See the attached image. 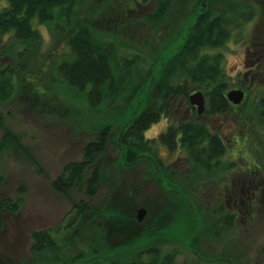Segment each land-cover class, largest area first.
Returning <instances> with one entry per match:
<instances>
[{
  "label": "trees",
  "instance_id": "obj_1",
  "mask_svg": "<svg viewBox=\"0 0 264 264\" xmlns=\"http://www.w3.org/2000/svg\"><path fill=\"white\" fill-rule=\"evenodd\" d=\"M8 1V5L0 10V107L16 97L19 84L32 94L35 102L45 100L62 105L51 94L49 83L44 82L50 48L44 46L43 32L34 25V20L51 25L58 36L65 37L68 43L65 52L51 55L53 82L67 83L91 109L107 106L117 113L128 110L129 125L123 128L118 141V147L123 149V162L136 164L141 158L152 161L163 184L172 192L184 196V202L190 209L183 212V218L175 224L167 222L168 209H161L162 217H150V234L145 232L144 235L149 234V241L165 237L164 234L174 235L182 238L187 250L203 255L202 237H221V232H214V235L213 231L204 230L203 222L209 213L204 212L203 216L198 201L182 188V184L189 186L191 179L180 184V176L183 175L174 167L167 166L160 157L159 147L166 145L172 152L181 147L187 164L192 168V179L212 173L224 164L222 158L229 151L228 141L203 118L197 115L183 118L182 105L185 100H190L192 92L203 91L208 100L205 115H230L235 109L228 98L225 56L213 51L226 45L236 33L241 37L247 23L262 18L264 0H209L208 6L189 20V27L183 35L178 27L173 26L174 22L180 25L183 21L180 17L182 12H178V8L174 10L181 0L104 1L117 5L119 25L134 24L143 28L145 36L141 37L142 45L124 43L114 32L99 30L87 22L75 24L73 30L68 31L72 16L80 8V0ZM137 2L153 3L155 9L149 14H138ZM58 42L62 40L58 39ZM253 48L254 56L259 60H253L255 63L248 67L253 74L261 73L264 71V44L251 47V52ZM255 82L256 79L252 84L250 81L244 84L248 90L244 106L248 105ZM259 102L264 115V93ZM164 118L169 120L167 130L156 139L148 138L147 131ZM112 127V123L106 124L98 139L86 145L82 160H73L64 166L52 183L57 192L71 198L72 192L78 190L94 199L102 186L107 183L116 185L104 160L113 137ZM18 138L11 129H7L4 146L18 143ZM5 181V175L0 173V186ZM19 191L22 196L7 197L0 202V225L3 224V215L15 214L22 209L27 186L22 185ZM96 208L85 200L74 203L75 224L68 225L70 232L64 235V243L54 235L52 228L35 229L31 250L36 264H104L91 259L90 251L83 248L84 234L93 225L92 214L89 216L88 211L95 215L98 213ZM126 208L125 203H115L112 214L116 220L124 216ZM196 211L200 213V218ZM220 211H225V208L214 210L210 216ZM118 222L124 228L120 219ZM232 228L231 224H227V230ZM127 231L132 232L130 229ZM127 231L120 234L113 248L124 249L121 243L127 244V237L134 236V232L130 235ZM146 240L144 236H138L128 242H131L132 250L140 246L141 255L151 254V264H170V259L162 256L161 244L144 248ZM211 257L208 256L209 259Z\"/></svg>",
  "mask_w": 264,
  "mask_h": 264
},
{
  "label": "rangeland",
  "instance_id": "obj_2",
  "mask_svg": "<svg viewBox=\"0 0 264 264\" xmlns=\"http://www.w3.org/2000/svg\"><path fill=\"white\" fill-rule=\"evenodd\" d=\"M104 1L108 0H80V8L72 16L68 31H72L75 24L87 22L99 30L114 32L124 43L142 45L141 37L145 36L143 28L134 24L119 25L117 5L114 2L106 4ZM203 2L204 0H181L179 7L174 8L175 11L178 8L177 11L182 12L180 17L183 21L180 25L173 23L181 35L188 29L189 20L201 11ZM8 3V0H1L0 10ZM154 9L153 3L137 5L138 14H149ZM34 25L43 32L44 46L50 48L44 82L49 83L51 94L62 105H54L45 100L35 102L32 94L19 84L16 97L0 107V173L6 177L5 183L0 186V202L7 197L22 196L19 190L22 185L27 186L22 209L18 213L2 216L0 264H36L31 250L32 232L35 229L52 228L54 235L64 243V235L70 232L68 225L75 224L74 203L82 200L91 202L98 212L94 215L92 211H88L89 216L92 214L93 225L84 234L83 246L90 251L89 255L94 261L104 264H151V254L141 255L142 248L137 246L132 250L131 242H128L144 236L147 239L144 248L161 244L162 256L168 257L170 264L173 261L174 264H264V115L259 106L260 97L264 93V71L253 74L248 67L259 60L255 58L254 48L252 52L250 48L264 44V16L247 23L241 37L236 33L226 45L213 51L214 54L222 53L225 56L224 70L229 84L228 91L239 88L246 81L252 84L256 79L248 105L240 104L242 110H233L230 115L203 117L214 131L226 134L229 151L222 158L224 164L212 173L192 179V168L185 160L184 151L172 152L168 146L159 144L160 157L167 166L174 167L183 175L180 176V184L183 180L191 179L190 185L182 184V188L198 201L203 216L205 212L211 217L210 213L220 208H225V211L234 210L237 201L240 202L239 208L244 211L245 216L232 229L220 231L219 236L222 238L213 235L210 238L206 235L202 237L204 257H221L208 261L187 250L182 238L174 235L164 234L165 237L149 241L150 217L161 218L160 210L167 208V222L178 223L183 218V212L190 210L184 202V196L172 192L163 184L155 164L149 159L141 158L136 164L130 165L123 162V149L118 147V141L123 128L126 129L129 125V111L117 113L107 106L91 109L67 83L53 82L50 58L54 52L56 55L68 49L67 40L65 37L60 38L51 25L40 24L37 19L34 20ZM58 39L62 42L59 43ZM196 92L198 91L192 92L190 97ZM189 104H192L191 99L183 103V117ZM108 123L113 124V137L104 160L116 185L107 183L102 186L94 199L78 190L72 192L71 198L57 192L52 183L64 166L70 161L82 160L86 145L98 139L101 129ZM168 125L169 120L164 118L148 130L146 136L156 139L167 130ZM7 129H11L19 137L18 143L4 146ZM237 138L241 139L239 144L236 142ZM241 182H245V189ZM233 190L236 193L231 198L229 195ZM242 198L247 201L242 203ZM252 201L256 202L255 205ZM119 202L128 206L124 216L117 217L124 223V228L120 227L112 214V207ZM143 207L149 210L148 218L140 223L137 218L139 209ZM216 219L213 215L210 220L214 222ZM175 220L178 221L174 222ZM127 229L134 232L133 237ZM126 231L131 237L126 238L127 244L121 243L124 249L113 248L118 243L120 234ZM212 231L213 234L216 232L214 229ZM145 232L149 234L144 235ZM225 257L232 258L233 263L226 261Z\"/></svg>",
  "mask_w": 264,
  "mask_h": 264
},
{
  "label": "flooded vegetation",
  "instance_id": "obj_3",
  "mask_svg": "<svg viewBox=\"0 0 264 264\" xmlns=\"http://www.w3.org/2000/svg\"><path fill=\"white\" fill-rule=\"evenodd\" d=\"M239 88H242V89H244L245 91H246V96H248V90L245 88V86L244 85H240V86H238ZM247 98V97H246ZM246 101H247V99H246ZM208 103V102H207ZM233 103V102H232ZM183 106V105H182ZM233 107L235 108L234 110H236V111H238V110H242V105L240 106L239 104H235V103H233ZM207 109H208V104H207ZM207 109H206V111L204 112V113H200V111H199V108H198V106H196V105H193V104H189V105H187V108H186V114L184 115V117L183 118H193V117H195L196 115L199 117V118H203L204 116H205V113L207 112ZM221 135L226 139V134L224 133V132H221ZM240 138H237L236 139V142L239 144V142H240ZM181 150H183L181 147H179L178 149H176V151H181ZM262 166H261V170H262ZM234 181L236 182L237 181V179H234ZM236 184V183H235ZM241 184L243 185V188L245 189V187H246V185H245V182H241ZM240 185V184H239ZM236 186H238L237 184H236ZM236 193V191L235 190H233V193L231 194V195H229L231 198H233L234 197V194ZM256 194V193H255ZM244 199L245 198H242V203H245V201H247V200H245L244 201ZM240 202L239 201H237L236 202V205H235V208L236 209H234V210H229V211H220V212H215V218H217L216 219V221H214V222H211V220L210 219H212V216L211 217H206V221H202L203 222V224H204V227H205V230L206 231H211L212 232V230L214 229L217 233L219 232V231H224V230H227V224H231V226H233L234 227V225L236 224V222L242 217V216H245V215H243L244 214V211L243 210H241V208H239V206H240V204H239ZM255 201H252V204L253 205H255ZM232 207V206H231ZM232 208H234V207H232ZM195 214L200 218L201 216H200V213H198V211H196L195 212ZM148 215V214H147ZM146 218H148L147 216H146ZM146 218L142 221V222H144V221H146ZM209 218V219H208ZM209 222H211V223H209ZM208 228H211V229H208ZM195 253H196V255L198 256V257H200L201 259H203V260H205V261H208V257H204V255H201L200 253H198L197 251H195ZM204 258H206V259H204ZM218 258H221V257H218ZM218 258H210L209 260H213V259H218ZM226 261H227V259H228V261H230V262H232L233 263V259H230V258H224Z\"/></svg>",
  "mask_w": 264,
  "mask_h": 264
},
{
  "label": "water",
  "instance_id": "obj_4",
  "mask_svg": "<svg viewBox=\"0 0 264 264\" xmlns=\"http://www.w3.org/2000/svg\"><path fill=\"white\" fill-rule=\"evenodd\" d=\"M208 1L209 0H204L203 9H205L208 6ZM153 82H154V80H152V83ZM228 98L235 104H241L246 99V91L242 88L232 89L228 93ZM190 99H191V103L193 105L198 106L201 114L206 111V109H207V98H206V95L203 91H198L195 94L191 95ZM161 178L163 179L162 176H161ZM147 214H148L147 208H145V207L140 208L139 209V216H138L139 221L142 222L146 218Z\"/></svg>",
  "mask_w": 264,
  "mask_h": 264
}]
</instances>
